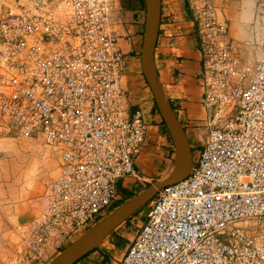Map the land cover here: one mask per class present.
Segmentation results:
<instances>
[{
    "label": "built area",
    "instance_id": "obj_1",
    "mask_svg": "<svg viewBox=\"0 0 264 264\" xmlns=\"http://www.w3.org/2000/svg\"><path fill=\"white\" fill-rule=\"evenodd\" d=\"M188 1L205 142L116 264H264V57L231 35L216 0ZM118 12L119 0H25L0 21V131L52 163L19 222L16 264L51 263L110 214L121 181L142 180L151 124L128 86Z\"/></svg>",
    "mask_w": 264,
    "mask_h": 264
},
{
    "label": "crops",
    "instance_id": "obj_2",
    "mask_svg": "<svg viewBox=\"0 0 264 264\" xmlns=\"http://www.w3.org/2000/svg\"><path fill=\"white\" fill-rule=\"evenodd\" d=\"M124 1L119 0L118 18L123 24L122 45L127 50L128 86L133 101L145 109L146 117L151 125L145 146L136 158V168L142 180L126 178L119 183V201L110 214L151 184L164 179L171 172L176 158L174 142L164 125L153 91L143 72L142 51L147 22L146 1L128 0V4ZM257 1L244 0L237 21H231L229 27L231 35L234 30L235 35L243 40L251 53L262 57L264 16H261V11L257 10ZM216 2L223 8L227 20L229 19L227 11L233 12L238 8L237 0H216ZM161 4V25L157 48H155L157 75L166 99L187 134L193 160H195L206 138V133L201 127L206 112L201 98L200 40L194 30L188 0H161ZM169 31L174 35L172 38L167 36ZM150 205L151 202L145 207L148 206L150 210ZM145 207L110 234L97 251L78 264H97L98 262L99 264H116L122 259L137 228L146 221L149 211L143 215Z\"/></svg>",
    "mask_w": 264,
    "mask_h": 264
},
{
    "label": "water",
    "instance_id": "obj_3",
    "mask_svg": "<svg viewBox=\"0 0 264 264\" xmlns=\"http://www.w3.org/2000/svg\"><path fill=\"white\" fill-rule=\"evenodd\" d=\"M145 1L147 22L143 44L144 50L142 51L143 72L153 91L158 109L174 142L176 150L175 164L171 172L164 179L151 184L148 188L120 205L106 218L64 248L49 264H76L98 248L125 221L152 202L162 189L186 179L193 169V152L189 139L170 103L166 99L157 75L155 48H157L156 45L161 25V0Z\"/></svg>",
    "mask_w": 264,
    "mask_h": 264
},
{
    "label": "rangeland",
    "instance_id": "obj_4",
    "mask_svg": "<svg viewBox=\"0 0 264 264\" xmlns=\"http://www.w3.org/2000/svg\"><path fill=\"white\" fill-rule=\"evenodd\" d=\"M24 1L0 0V21L11 12H18V6ZM243 1L237 0L235 11H227L229 25L231 21H237ZM257 6L258 12L261 11V16H264V0H258ZM232 36L243 42L234 30ZM36 156L32 143L0 131V264H16L19 222L33 214L32 199L39 190V174L44 165L52 164L47 162L43 165ZM148 211L147 206L143 215Z\"/></svg>",
    "mask_w": 264,
    "mask_h": 264
},
{
    "label": "bare ground",
    "instance_id": "obj_5",
    "mask_svg": "<svg viewBox=\"0 0 264 264\" xmlns=\"http://www.w3.org/2000/svg\"><path fill=\"white\" fill-rule=\"evenodd\" d=\"M250 1V0H249ZM262 20V19H261ZM264 27V26H263ZM263 57V56H262ZM258 58H261V57H258ZM21 139H24V138H22V137H20ZM25 140V139H24ZM30 143H32L33 145H34V150H35V153H37V149H38V144L36 143V142H31V141H29ZM37 158H38V156H36ZM39 160V159H38ZM47 163V162H46ZM44 166H46V165H44ZM43 166V167H44ZM46 167H50V166H46Z\"/></svg>",
    "mask_w": 264,
    "mask_h": 264
},
{
    "label": "trees",
    "instance_id": "obj_6",
    "mask_svg": "<svg viewBox=\"0 0 264 264\" xmlns=\"http://www.w3.org/2000/svg\"><path fill=\"white\" fill-rule=\"evenodd\" d=\"M164 125L166 126L165 122H164ZM149 187V186H148ZM134 197V196H133ZM98 248H96L93 252L97 251ZM92 252V253H93ZM92 253L88 254L86 257H84L82 260L78 261L76 264L80 263L81 261H83L85 258H87L89 255H91Z\"/></svg>",
    "mask_w": 264,
    "mask_h": 264
},
{
    "label": "flooded vegetation",
    "instance_id": "obj_7",
    "mask_svg": "<svg viewBox=\"0 0 264 264\" xmlns=\"http://www.w3.org/2000/svg\"><path fill=\"white\" fill-rule=\"evenodd\" d=\"M166 127V126H165Z\"/></svg>",
    "mask_w": 264,
    "mask_h": 264
}]
</instances>
